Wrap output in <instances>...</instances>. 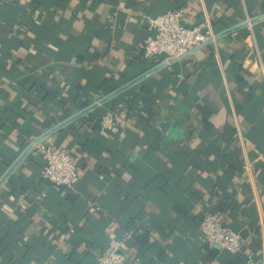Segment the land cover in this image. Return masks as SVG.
I'll use <instances>...</instances> for the list:
<instances>
[{"label":"crops","instance_id":"0c3cea01","mask_svg":"<svg viewBox=\"0 0 264 264\" xmlns=\"http://www.w3.org/2000/svg\"><path fill=\"white\" fill-rule=\"evenodd\" d=\"M178 8L213 36L146 56L148 17ZM263 13L264 0H1L0 264H97L119 239L125 264H264ZM110 110L115 131L99 124ZM35 141L72 152L74 189L41 176ZM206 211L247 231L240 252L209 258Z\"/></svg>","mask_w":264,"mask_h":264},{"label":"built area","instance_id":"2783aa9c","mask_svg":"<svg viewBox=\"0 0 264 264\" xmlns=\"http://www.w3.org/2000/svg\"><path fill=\"white\" fill-rule=\"evenodd\" d=\"M182 17L183 9L180 8L148 17L151 34L145 41L146 56L157 55L161 56L164 62H171L207 42L213 36L206 23L188 26L182 22ZM118 120L117 111H107L99 121L100 128L115 131ZM32 144L45 160L41 176L58 186L74 189L80 175L77 159L72 152L59 144H45L39 141ZM200 228L210 247H219L232 253L241 251L243 246L241 232L215 218L211 211L203 214ZM248 260L251 261L252 257L249 256ZM125 262L122 239L117 240L114 246L98 253L96 257L97 264H125Z\"/></svg>","mask_w":264,"mask_h":264},{"label":"water","instance_id":"95a60500","mask_svg":"<svg viewBox=\"0 0 264 264\" xmlns=\"http://www.w3.org/2000/svg\"><path fill=\"white\" fill-rule=\"evenodd\" d=\"M262 15H264V13H263ZM262 15H260V16H262ZM245 23H247V21H244V22H243V24H245ZM202 45H203V44H202ZM200 46H201V45H200ZM198 47H199V46H198ZM196 48H197V47H196ZM196 48H194V49H196ZM194 49H192L191 51H193ZM191 51H189V52H191ZM189 52H188V53H189ZM186 54H187V53H186ZM186 54H184V55H186ZM182 56H183V55H182ZM182 56H181V57H182ZM179 58H180V57H179ZM114 92H115V91H114ZM114 92L110 93L109 95H106L105 97H102V99L106 98L107 96L112 95ZM164 125H166V124H164ZM56 127H57V126H56ZM53 128H55V127H53ZM53 128H52V129H53ZM246 232H247L246 230L241 231V236H242V237H245Z\"/></svg>","mask_w":264,"mask_h":264},{"label":"trees","instance_id":"16d2710c","mask_svg":"<svg viewBox=\"0 0 264 264\" xmlns=\"http://www.w3.org/2000/svg\"><path fill=\"white\" fill-rule=\"evenodd\" d=\"M208 245V244H207ZM209 246V245H208ZM209 248H210V254H209V258H213L214 257V255L217 253V249H216V247H210L209 246ZM105 250V249H104Z\"/></svg>","mask_w":264,"mask_h":264}]
</instances>
